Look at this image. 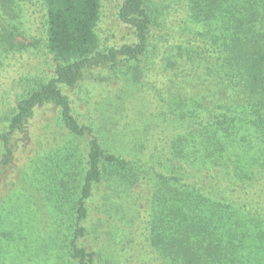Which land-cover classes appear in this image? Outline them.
<instances>
[{"label": "rangeland", "instance_id": "obj_1", "mask_svg": "<svg viewBox=\"0 0 264 264\" xmlns=\"http://www.w3.org/2000/svg\"><path fill=\"white\" fill-rule=\"evenodd\" d=\"M120 1L100 0L96 32L101 47L135 40L131 28L116 16ZM145 3L151 40L199 41L206 28H213L205 20L191 18L188 0ZM7 10L0 8V30L13 24L35 45L10 54L0 73V132L6 129L8 108L17 97L53 75L55 65L46 46L40 0H20ZM1 44L0 40V58L7 52ZM161 57L158 51L114 70L92 67L84 71L83 82L61 85L79 123L93 129L104 149L129 161L126 175L135 180L124 182L114 164L102 167V178L87 201L85 232L80 237L86 248L96 251L94 264H169L161 242L152 244V236L162 224L181 220V181L171 179L181 176V153L173 157L171 147L181 134V119L171 111L166 85L172 74ZM87 138L69 132L57 107L49 103L36 106L25 127L11 136L12 159L0 168V264H75L69 240ZM1 151L0 143V158ZM214 174L206 171L203 181L214 185ZM209 192L210 198H224V193ZM242 198L252 205L253 198L260 202L263 196ZM214 217L221 227L217 232L228 238V221ZM242 240L246 263L264 264V240L250 233Z\"/></svg>", "mask_w": 264, "mask_h": 264}, {"label": "trees", "instance_id": "obj_2", "mask_svg": "<svg viewBox=\"0 0 264 264\" xmlns=\"http://www.w3.org/2000/svg\"><path fill=\"white\" fill-rule=\"evenodd\" d=\"M18 1L0 0V8L6 11ZM40 2L54 71L8 108L6 129L0 132V168L12 159L11 136L25 127L38 105L57 107L60 122L69 132L87 135L83 182L69 240L74 263H95L96 251L86 248L80 237L85 232L87 201L102 178L103 165L118 167L124 182L135 180L126 175L129 161L104 149L93 129L79 123L61 85L83 82L86 69L108 66L114 70L159 51L172 74L166 85L171 111L181 119V134L171 146L173 157L181 153V176L171 175L173 181H181V220L156 228L152 244L161 242L169 264H247L242 238L250 233L264 240V0H188L191 18L205 20L213 28H206L199 41L187 42L151 40L145 0H121L116 16L131 28L135 40L105 48L96 32L100 0ZM2 29L1 47L7 52L0 58V73L10 54L35 45L13 24ZM211 170L214 185L203 181V173ZM208 189L224 193V198H210L213 193ZM245 194L263 198L260 202L253 198L248 205L242 198ZM214 215L228 221V238L217 232L221 227Z\"/></svg>", "mask_w": 264, "mask_h": 264}]
</instances>
